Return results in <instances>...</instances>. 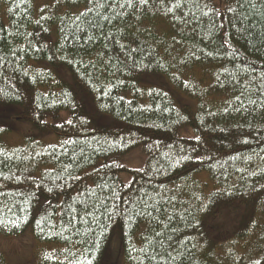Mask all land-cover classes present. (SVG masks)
Masks as SVG:
<instances>
[{
	"label": "trees",
	"instance_id": "obj_1",
	"mask_svg": "<svg viewBox=\"0 0 264 264\" xmlns=\"http://www.w3.org/2000/svg\"><path fill=\"white\" fill-rule=\"evenodd\" d=\"M37 1L0 0V115L36 132L0 130V235L37 264H264V0Z\"/></svg>",
	"mask_w": 264,
	"mask_h": 264
},
{
	"label": "rangeland",
	"instance_id": "obj_2",
	"mask_svg": "<svg viewBox=\"0 0 264 264\" xmlns=\"http://www.w3.org/2000/svg\"><path fill=\"white\" fill-rule=\"evenodd\" d=\"M41 1L38 0L37 4ZM0 130L4 131L2 140L9 145L19 144L26 136L36 133L30 124L6 115H0ZM53 140L52 137L45 139V141ZM111 243L117 244V238H114ZM33 246L36 247V242L30 231L17 237L0 235V255L6 264H37L35 252H32ZM118 264H122V261L119 260Z\"/></svg>",
	"mask_w": 264,
	"mask_h": 264
},
{
	"label": "snow or ice",
	"instance_id": "obj_3",
	"mask_svg": "<svg viewBox=\"0 0 264 264\" xmlns=\"http://www.w3.org/2000/svg\"><path fill=\"white\" fill-rule=\"evenodd\" d=\"M141 2L143 3V2H146V0H141ZM229 11H231V9H229Z\"/></svg>",
	"mask_w": 264,
	"mask_h": 264
}]
</instances>
